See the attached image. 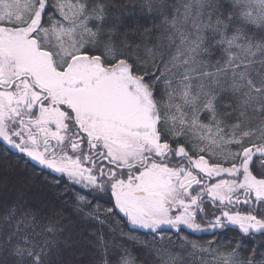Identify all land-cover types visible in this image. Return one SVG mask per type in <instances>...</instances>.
Returning a JSON list of instances; mask_svg holds the SVG:
<instances>
[{
    "label": "snow or ice",
    "instance_id": "obj_1",
    "mask_svg": "<svg viewBox=\"0 0 264 264\" xmlns=\"http://www.w3.org/2000/svg\"><path fill=\"white\" fill-rule=\"evenodd\" d=\"M0 143L107 197L87 213L100 224L264 264L241 250L264 236V0H0ZM16 216L0 264H135L102 232L83 238L91 259H63L58 223ZM228 230L227 251L189 238Z\"/></svg>",
    "mask_w": 264,
    "mask_h": 264
},
{
    "label": "trees",
    "instance_id": "obj_2",
    "mask_svg": "<svg viewBox=\"0 0 264 264\" xmlns=\"http://www.w3.org/2000/svg\"><path fill=\"white\" fill-rule=\"evenodd\" d=\"M125 11L127 16L132 8ZM136 18H141L142 14L137 7ZM144 23L143 19L140 21ZM149 25L151 21H148ZM0 143V239L5 232L10 230L7 227L6 215L15 208L17 211L16 220H19L25 213L35 214L40 225L49 221L58 223L63 229L52 237L53 248L61 253L63 259H81L79 253L84 247L88 248L87 254L82 258L87 261L92 258L95 249L83 238L90 236L93 232H102L109 240H115L118 245L126 248L135 259V264H163L169 255L175 256L182 264H206L204 255H191L192 249L189 244L181 247V241L170 231L164 232V240L155 236L159 243L153 244V234L143 230H130L126 225L118 224L116 219L100 224L98 220L88 216L96 204L107 207L108 198L101 197L99 200L87 189L79 185L70 184L65 177H61L47 169H41L34 162L23 157L13 149H7ZM259 161H257V164ZM86 196L90 203H82L77 197ZM202 223V221H201ZM12 227L15 221L11 222ZM123 228L125 235H121ZM40 231V228L37 229ZM136 237L130 239L128 233ZM188 235L187 230L180 232L179 236ZM169 237L171 242H169ZM199 237V239H197ZM219 237V238H217ZM44 237H39L43 240ZM197 239V243L208 246L209 241L214 242V247L221 251H227L231 240H240L238 230L218 231L215 235L212 232L196 233L189 237ZM250 243L242 245L243 252H250L255 248L257 252H264L261 245L264 244V236L259 233L245 237ZM160 249L157 252L155 249ZM111 255V254H110ZM55 253L53 259H55ZM115 259V256H112Z\"/></svg>",
    "mask_w": 264,
    "mask_h": 264
},
{
    "label": "rangeland",
    "instance_id": "obj_3",
    "mask_svg": "<svg viewBox=\"0 0 264 264\" xmlns=\"http://www.w3.org/2000/svg\"><path fill=\"white\" fill-rule=\"evenodd\" d=\"M205 247H207V246H205ZM198 254L204 255V257H205L204 262L206 264H215V258L212 254H210V253H199V252H198Z\"/></svg>",
    "mask_w": 264,
    "mask_h": 264
}]
</instances>
